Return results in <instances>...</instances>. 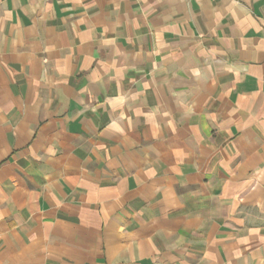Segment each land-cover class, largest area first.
<instances>
[{"label": "crops", "instance_id": "crops-1", "mask_svg": "<svg viewBox=\"0 0 264 264\" xmlns=\"http://www.w3.org/2000/svg\"><path fill=\"white\" fill-rule=\"evenodd\" d=\"M0 264H264V0H0Z\"/></svg>", "mask_w": 264, "mask_h": 264}]
</instances>
